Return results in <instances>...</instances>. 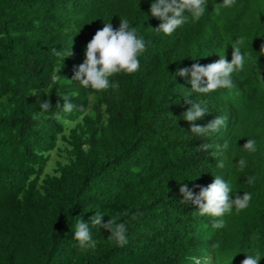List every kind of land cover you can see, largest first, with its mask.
Returning a JSON list of instances; mask_svg holds the SVG:
<instances>
[{
	"label": "trees",
	"instance_id": "16d2710c",
	"mask_svg": "<svg viewBox=\"0 0 264 264\" xmlns=\"http://www.w3.org/2000/svg\"><path fill=\"white\" fill-rule=\"evenodd\" d=\"M152 2L0 0V264H214L206 255L264 256V0L231 7L208 0L198 21L189 16L170 36L152 30L160 23L150 15ZM123 18L146 43L139 70L110 77L118 89L69 83L95 32L108 22L118 28ZM241 37L246 63L232 73L235 87L189 99L209 111L194 123L222 116L220 131L242 138L235 145L217 134L195 136L181 116L191 85L174 72L213 63L224 49L230 61ZM53 49L72 55L62 59ZM65 94L77 109L59 121L45 118L61 111L55 105ZM45 99L53 107L33 120ZM247 139L256 141L255 152L242 147ZM55 151L64 154L51 164ZM216 175L233 194H252L244 211L223 217L224 228L180 202L181 184L198 192L196 185ZM99 210L103 222L115 216L126 223L125 246L103 228L91 229L95 249L77 246L75 218L90 223ZM247 215L233 232L229 220Z\"/></svg>",
	"mask_w": 264,
	"mask_h": 264
},
{
	"label": "clouds",
	"instance_id": "9594fccd",
	"mask_svg": "<svg viewBox=\"0 0 264 264\" xmlns=\"http://www.w3.org/2000/svg\"><path fill=\"white\" fill-rule=\"evenodd\" d=\"M208 0H153L150 5V15L160 21L158 26L152 28L157 33H163L165 36H170L178 27L189 21V16L192 20L198 21L207 11ZM224 7H231L235 4V0H222ZM219 7V5H218ZM244 43V38L241 37L235 41L236 46L232 47L231 60L225 58V49L219 59L207 65L193 63L191 67H183L177 69L175 76L188 78V83L191 85L188 90V96L185 98V103L190 105L185 112L181 114L183 120L189 122V131L195 136H209L217 134L224 139L238 145L239 139L237 137L231 138L223 134L220 129L224 127L226 118L222 116H215L206 125H198L194 123L197 120L209 114V111L202 102H195L189 97L193 93L209 94L218 89H232L235 84L232 80V73L237 70H243L246 63V55L241 51L239 45ZM146 43L142 37L137 35V29L132 27L127 18L120 19L118 28L108 22L104 23L102 29H98L91 40L86 44L84 50V60L78 66H74L73 76L69 83L73 81L93 91L100 92L109 88L118 89L120 87L118 82L111 81L110 77L124 73L133 74L140 68V55L145 51ZM53 53L60 56L62 59L72 55L68 50L65 54L62 51L53 49ZM261 55H264V45L260 48ZM61 59V60H62ZM32 96H36V90H32ZM76 95L73 93L72 96ZM57 101L55 108L61 111H54L49 117H45L46 113L50 112L53 107L49 100L45 99L40 103V111L35 113L33 120L41 117L52 118L57 121L62 119V113L69 114L77 109V106L72 103L71 96L65 94ZM228 102V101H224ZM223 111H219L221 113ZM201 149H208L212 147L209 144L200 145ZM227 147V145H224ZM248 152H255L257 144L254 139H247L242 146ZM216 149V147H213ZM247 166L244 159L237 162L239 170ZM217 167H223V162H220ZM250 186L254 184L255 177L250 176L246 181ZM198 192H194L187 184H181L179 192L183 197L181 203L187 205L191 203L195 205L199 215L209 216L214 219L213 226L215 228H224L226 221L223 217L226 214H231L233 209L241 211L246 209L251 200L252 194L250 192H243V195L233 194L231 185L225 181L221 176H214L212 182L207 186H199ZM105 213L95 211V214L89 217L90 223L84 221L80 217L75 218L73 224V237L77 246L82 250L95 249L98 240L94 238L91 229L103 228L109 235L107 239L113 241L117 246L123 247L127 244V225L118 217L109 216L106 222L102 221ZM211 258L214 264H264V259L260 254L252 255L249 253L240 261H233L226 254L216 256L214 254L206 255ZM195 261L198 258H194Z\"/></svg>",
	"mask_w": 264,
	"mask_h": 264
},
{
	"label": "rangeland",
	"instance_id": "374dc122",
	"mask_svg": "<svg viewBox=\"0 0 264 264\" xmlns=\"http://www.w3.org/2000/svg\"><path fill=\"white\" fill-rule=\"evenodd\" d=\"M63 152H62V154H59L57 151H55V152H52V154H51V157H50V163L51 164H53V161L55 160V159H57V158H60V157H62L63 156ZM50 172H51V170L50 169H48ZM245 210V209H244ZM243 210V211H244ZM234 211V210H233ZM231 212V213H234V212ZM240 213V211H238V212H235L234 214H239ZM250 216L249 215H247V216H244V217H241V218H235V219H231V220H229V224H230V226H232L233 228H234V231L233 232H235V231H238L241 227H239V228H237L236 229V227H237V225L239 224V223H242V221L243 220H247L248 218H249Z\"/></svg>",
	"mask_w": 264,
	"mask_h": 264
}]
</instances>
